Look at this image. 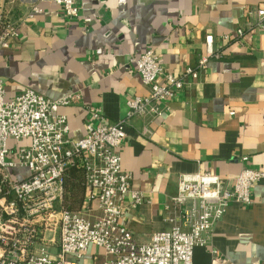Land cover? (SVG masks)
I'll return each instance as SVG.
<instances>
[{
	"label": "crops",
	"instance_id": "1",
	"mask_svg": "<svg viewBox=\"0 0 264 264\" xmlns=\"http://www.w3.org/2000/svg\"><path fill=\"white\" fill-rule=\"evenodd\" d=\"M259 8L264 0H83L79 18L69 20L50 0H0L18 27L0 51V79L9 100L25 90L53 101L78 96L59 109L77 142L87 123L119 122L129 100L148 94L132 58L152 49L164 71L179 76L205 55L206 36L215 38L220 56L198 80L159 103L158 116L134 117L126 128L122 168L146 200L122 225L147 244L171 230L172 219L183 227L172 202L180 176L207 173L231 186L245 168L264 172V31L248 14ZM91 208L99 215L97 201ZM99 253L91 248L82 264ZM193 264H264V179L251 206L228 207Z\"/></svg>",
	"mask_w": 264,
	"mask_h": 264
},
{
	"label": "built area",
	"instance_id": "2",
	"mask_svg": "<svg viewBox=\"0 0 264 264\" xmlns=\"http://www.w3.org/2000/svg\"><path fill=\"white\" fill-rule=\"evenodd\" d=\"M50 1L67 19L79 18L83 0ZM248 14L256 22L253 29L264 31V9ZM17 37L18 27L0 10V51ZM243 37V30H238L236 39ZM221 41L232 40L224 36ZM214 42L207 35L205 55L196 68L179 76L165 72L152 49L132 58L130 64L148 94L129 100L126 117L119 122L97 127L87 123L86 135L77 142L59 109L74 104L78 96L53 101L25 90L9 100L0 79V264H82L91 248L101 251L93 255L92 264H193L194 249L208 245L214 225L228 207L252 205L253 190L264 172L245 168L231 186L207 173L182 175L172 202L183 227L172 219L171 230L139 244L122 225L126 213L146 200L132 189V176L122 168L120 149L130 120L158 116L159 103L198 80L209 60L220 56ZM100 113L91 110L94 119ZM74 166L84 171L90 190L84 209L78 212L63 205L66 172ZM93 201L98 203L97 216L92 215Z\"/></svg>",
	"mask_w": 264,
	"mask_h": 264
},
{
	"label": "trees",
	"instance_id": "3",
	"mask_svg": "<svg viewBox=\"0 0 264 264\" xmlns=\"http://www.w3.org/2000/svg\"><path fill=\"white\" fill-rule=\"evenodd\" d=\"M90 190L86 186L85 173L78 167H70L66 172L65 195L63 205L69 211H82L85 207V199Z\"/></svg>",
	"mask_w": 264,
	"mask_h": 264
},
{
	"label": "rangeland",
	"instance_id": "4",
	"mask_svg": "<svg viewBox=\"0 0 264 264\" xmlns=\"http://www.w3.org/2000/svg\"><path fill=\"white\" fill-rule=\"evenodd\" d=\"M8 161H13V160H11V159H8ZM25 173H27V172H25Z\"/></svg>",
	"mask_w": 264,
	"mask_h": 264
}]
</instances>
